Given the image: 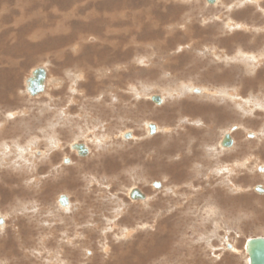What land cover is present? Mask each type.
Returning a JSON list of instances; mask_svg holds the SVG:
<instances>
[{
  "label": "rangeland",
  "instance_id": "374dc122",
  "mask_svg": "<svg viewBox=\"0 0 264 264\" xmlns=\"http://www.w3.org/2000/svg\"><path fill=\"white\" fill-rule=\"evenodd\" d=\"M123 1L0 0V264H249L264 0Z\"/></svg>",
  "mask_w": 264,
  "mask_h": 264
},
{
  "label": "water",
  "instance_id": "95a60500",
  "mask_svg": "<svg viewBox=\"0 0 264 264\" xmlns=\"http://www.w3.org/2000/svg\"><path fill=\"white\" fill-rule=\"evenodd\" d=\"M36 73L37 71L35 70V74L33 76H36ZM40 83V87L38 88H42V81ZM152 99L156 102H159L161 100V96L153 94ZM150 128L151 130H153L154 125L151 124ZM232 142L233 138L231 137L229 132H226L222 138L221 143L223 145L229 146L232 144ZM80 147L82 148V150H87V148L83 145H81ZM135 195H138L140 197L144 196L143 192H141L139 189L133 188L131 190V196ZM245 249L248 253L249 264H264V235H254L248 237L246 239Z\"/></svg>",
  "mask_w": 264,
  "mask_h": 264
},
{
  "label": "bare ground",
  "instance_id": "6f19581e",
  "mask_svg": "<svg viewBox=\"0 0 264 264\" xmlns=\"http://www.w3.org/2000/svg\"><path fill=\"white\" fill-rule=\"evenodd\" d=\"M1 1H2V0H1ZM12 1H13V0H12ZM30 1H31V0H30ZM67 1L69 2V0H67ZM71 1H72V0H71ZM103 1H104V0H103ZM124 1H125V0H124ZM124 1H123V2H124ZM145 1H146V0H145ZM158 1H159V0H158ZM63 2H64V0H63ZM77 2H78V1H77ZM89 2H90V1H89ZM94 2H95V0H94ZM100 2H101V0H100ZM106 2H107V1H106ZM113 2H114V0H113ZM113 2H112V3H113ZM116 2H117V1H116ZM125 2H128V1H125ZM138 2H139V1H138ZM0 3L2 4V2H0ZM3 3H5V2H3ZM90 3H91V2H90ZM109 3H110V2H109ZM112 3H111V4H112ZM118 3H119V2H118ZM129 3H131V2L129 1V2H128V5H130ZM141 3H142V2H141ZM36 4H37V3H36ZM61 4H62V3H61ZM74 4H75V3H74ZM93 4H94V3H93ZM100 4H101V3H100ZM103 4H104V2H102L101 5H103ZM107 4H108V3H107ZM121 4H122V2L120 3V5H121ZM135 4H136V3H135ZM145 4H146V3H145ZM151 4H152V3H151ZM153 4H157V3H153ZM62 5H64V3H63ZM90 5H91V4H90ZM115 5H116V3H115ZM123 5H124V3H123ZM123 5H122V6H123ZM136 5L138 6V4H136ZM149 5H150V4H149ZM82 6H83V5H82ZM109 6H110V5H109ZM122 6H121V7H122ZM4 7H5V6H4ZM4 7L1 6V9H0V10H2V8H4ZM66 7H67V6H66ZM75 7H76V5H75ZM103 7H104V6H103ZM119 7H120V6H119ZM119 7H118V8H119ZM128 7H129V6H128ZM152 7H153V6H152ZM156 7H157V6H156ZM63 8H65V7L63 6ZM72 8H73V7H72ZM83 8H84V7H83ZM113 8H114V7H113ZM116 8H117V7H116ZM144 8L146 9V7H144ZM76 9H77V8H75L74 10H76ZM92 9H93V8H92ZM92 9H91V10H92ZM148 9H149V8H148ZM153 9H155V8H153ZM79 10H81L80 7H79ZM117 10H118V9H117ZM117 10H116V11H117ZM149 10H150V9H149ZM71 11H72V10H71ZM84 11H85V10H84ZM86 11H87V10H86ZM86 11H85V12H86ZM118 11H119V10H118ZM125 11H126V10H125ZM128 11L130 12L129 9H128ZM134 11H135V10H134ZM85 12H84V13H85ZM93 12H95V11L93 10ZM102 12H104V10H103ZM136 12H137V11H136ZM138 12H139V11H138ZM142 12H144V11H142ZM142 12H141V13H142ZM105 13H106V12H105ZM112 13H113V12H112ZM116 13H117V12H116ZM119 13H120V12H119ZM130 13H131V12H130ZM132 13H133V11H132ZM147 13H149V11H148ZM76 14H77V13H76ZM81 14H82V11H81ZM99 14H100V13H99ZM138 14H139V13H138ZM142 14H143V13H142ZM97 15H98V14H97ZM104 15H105V14H104ZM112 15H113V14H112ZM115 15H116V14H115ZM52 16H53V15H52ZM65 16H66V15H65ZM93 16H96V15H93ZM93 16H92V17H93ZM113 16H114V15H113ZM113 16H110V17H108V18H109L111 21H114L115 18H114ZM122 16H123V15H122ZM134 16H135V15H134ZM134 16H133V17H134ZM140 16H141V15H140ZM147 16H148V15H147ZM150 16H151V15H150ZM80 17H81V16H80ZM84 17H85V16H84ZM92 17H91V18H92ZM97 17H98V16H97ZM102 17H104V16H101V18H102ZM117 17H118V16H117ZM145 17H146V15H145ZM159 17H160V16H159ZM159 17H158V18H159ZM163 17H164V16H163ZM170 17H171V16H170ZM81 18H83V16H82ZM85 18H87V17H85ZM88 18H89V16H88ZM99 18H100V17H99ZM99 18H98V19H99ZM130 18H131V17H130ZM138 18H139V17H138ZM138 18H137V19H138ZM167 18H169V17H167ZM172 18H173V16H172ZM94 19H95V18H94ZM94 19H93V20H94ZM104 19H106V18L104 17ZM161 19H162V17H161ZM86 20H87V19H86ZM99 20H100V19H99ZM99 20H97V22H98ZM106 20H107V19H106ZM117 20H118V19H116V21H117ZM125 20H126V19H125ZM139 20H140V19H139ZM147 20H148V19H147ZM152 20H153V19H152ZM154 20H155V19H154ZM154 20H153V21H154ZM107 21H108V20H107ZM128 21H131V20H128ZM134 21H135V20H134ZM83 22L85 23V21H83ZM88 22H89V21H88ZM102 22H103V19H102ZM118 22H119V21H118ZM121 22H122V19H121ZM158 22H160V21L156 19V20H155V24H159ZM76 23H77V22H76ZM109 23H111V22H109ZM129 23H130V22H129ZM152 23H153V22H152ZM59 24H60V23H59ZM93 24H95V22H94ZM96 24H97V23H96ZM112 24H113V23H112ZM115 24H116V23H115ZM115 24H114V25H115ZM121 24H122V23H121ZM126 24H127V23H126ZM78 25H79V24H78ZM85 25H86V24H84V26H85ZM98 25H99V24H98ZM118 25H119V24H118ZM131 25H132V24H131ZM134 25H135V24H134ZM146 25H147V24H146ZM56 26H57V25H56ZM75 26H77V24H76ZM81 26H82V25H81ZM95 26H96V25H95ZM100 26H101V25H100ZM103 26H104V24H103ZM115 26H116V25H115ZM61 27H62V26H61ZM91 27H92V26H90V29H91ZM101 27H102V26H101ZM110 27H111V26H110ZM124 27H127V26H124ZM139 27H140V26H139ZM159 27H160V26H159ZM68 28H69V27H68ZM93 28H94V27H92V29H93ZM98 28H99V27H98ZM103 28H104V27H102L101 29H103ZM112 28H115V27H112ZM112 28H111V29H112ZM163 28H164V27H163ZM62 29H63V28H62ZM96 29H97V28H96ZM106 29H107V28H106ZM109 29H110V28H109ZM123 29H124V28H123ZM166 29H167V28H166ZM188 29H189V27H187L186 30H188ZM44 30H45V29H44ZM93 30H94V29H93ZM97 30H98V29H97ZM115 30H117V29H115ZM115 30H114V31H115ZM127 30H128V29H127ZM162 30H163V29H162ZM190 30H191V28H190ZM98 31H99V30H98ZM102 31H104V30H102ZM108 31H109V30H108ZM119 31H120V30H119ZM166 31H167V30H166ZM191 31H192V30H191ZM191 31H190V32H191ZM100 32H101V30H100ZM112 32H113V31H112ZM123 32H124V31H123ZM144 32H145V31H144ZM144 32H142V33H144ZM146 32H147V31H146ZM159 32H160V31H159ZM163 32H164V30H163ZM163 32H162V34H163ZM187 32H189V31H187ZM102 33H103V32H102ZM113 33H114V32H113ZM139 33H140V32L138 31V34H139ZM110 34H111V33H110ZM110 34H108V35H110ZM119 34H120V33H118V35H119ZM127 34H128V33H127ZM154 34H156V33L154 32ZM158 34H159V33H158ZM134 35H135V34H134ZM163 35H164V34H163ZM123 36H124V35H123ZM130 36H132V35H130ZM144 36H145V35H144ZM190 36H192V35H190ZM190 36H189V37H190ZM3 37H5V36H3ZM120 37H121V36H120ZM133 37H134V36H133ZM135 37H136V36H135ZM141 37L143 38V35H142V34H141ZM145 37H146V36H145ZM157 37H158V36H157ZM159 37H160V36H159ZM161 37H163V36H161ZM100 38H103V35H102ZM111 38H112V36H111ZM124 38H125V36H124ZM128 38H129V36H128ZM142 38H141V39H142ZM152 38H153V37H152ZM108 39H110V38H108ZM125 39L128 40V39H127V36H126ZM125 39H124V41H125ZM130 39H131V38H130ZM141 39H140V40H141ZM172 39H173V38H172ZM174 39H175V37H174ZM191 39H193V37H192ZM101 40H102V39H101ZM137 40H139V38H138ZM153 40H154V38H153ZM104 41H105V39H103V42H104ZM107 41H109V40H107ZM112 41H113V40H112ZM119 41H120V40H119ZM135 41H136V39H135ZM135 41H134V42H135ZM167 41H168V40H167ZM105 42H106V41H105ZM157 42H158V41H157ZM160 42H161V41H160ZM170 42H171V41H170ZM108 43H109V42H108ZM112 43H113V42H112ZM137 43H140V42H137ZM161 43H162V42H161ZM193 43H194V42H193ZM103 44L106 45V43H103ZM110 44H111V43H110ZM134 44H135V43H134ZM169 44H170V43H169ZM185 44H186V42H185ZM124 45H125V44H124ZM193 45H194V44H193ZM106 46H107V45H106ZM119 46H120V45H119ZM129 46H131V45H129ZM137 46H138V45H137ZM166 46H167V45H166ZM109 47H110V46H109ZM131 47H132V46H131ZM91 48H92V47H91ZM103 48H104V47H103ZM124 48H125V47H124ZM122 49H123V48H122ZM99 50H100V49H99ZM116 50H117V49H116ZM125 50H126V49H125ZM105 51H106V50H105ZM114 51H115V50H114ZM95 52H96V51H95ZM110 52H111V51H110ZM97 53H98V52H97ZM97 53H96V54H97ZM102 53H103V52H102ZM118 53H120V52H118ZM121 53H122V52H121ZM132 53H133V52H132ZM89 54H90V53H89ZM106 54H107V53H106ZM113 54H114V53H113ZM97 55H98V54H97ZM99 55H100V54H99ZM89 56H90V55H89ZM115 56H116V55H115ZM105 57H106V56H105ZM109 57H110V56H109ZM124 58H125V57H124ZM91 59H92V58H91ZM105 59H106V58H105ZM105 59H103V60H105ZM109 60H111V59H109ZM98 61H99V60H98ZM101 61H102V60H101ZM102 62H105V61H102ZM106 62H107V61H106ZM106 62H105V63H106ZM91 63H92V62H91ZM95 63H96V62H95ZM103 64H104V63H103ZM127 64H128V63H127ZM121 67H122V66H121ZM128 69H129V66H128ZM130 70H131V69H130ZM111 71H112V70H111ZM127 71H128V70H127ZM112 74H113V72H112ZM132 75H133V73H132ZM134 75H136V74H134ZM134 75H133V76H134ZM112 76H113V75H112ZM119 77H120V76H119ZM131 77H132V76H131ZM117 79H120V78H117ZM121 79H122V78H121ZM28 87H29V84H28ZM7 89H8V88H7ZM30 90H31V89H30ZM116 90H117V89H116ZM209 91H211V90L209 89ZM209 91H208V92H209ZM213 91H214V90H213ZM116 92H117V91H116ZM114 93H115V92H114ZM211 93H213V92H211ZM115 94H116V93H115ZM114 97H115V96H114ZM103 101L106 102V99H104ZM198 107H199V106H198ZM195 108H196V107H195ZM185 109H186V108H185ZM185 109H184V110H185ZM192 109H194V108H192ZM192 109H191V110H192ZM194 110H195V109H194ZM186 111H187V110H186ZM197 111H198V110H197ZM190 112H191V111H190ZM195 112H196V111H195ZM196 113H198V112H196ZM189 114H191V113H189ZM162 116H163V115H162ZM228 132H229V131H228ZM229 133H230V132H229ZM230 135H231V137L233 138V136H232L231 133H230ZM233 141H234V138H233ZM219 143H220V142H219ZM232 143H233V142H232ZM153 145H154V144H153ZM87 149H88V148H87ZM175 150L177 151V148H176ZM170 157H171V156H170ZM184 162H185V161H184ZM182 165H183V164H182ZM108 166H109V165H108ZM108 166H107V167H108ZM183 166H184V165H183ZM183 166H182V167H183ZM107 167H106V168H107ZM107 173H108V172H107ZM103 174H104V173H103ZM140 198H141V197H140ZM31 227H32V226H31ZM35 230L37 231V229H35Z\"/></svg>",
  "mask_w": 264,
  "mask_h": 264
}]
</instances>
